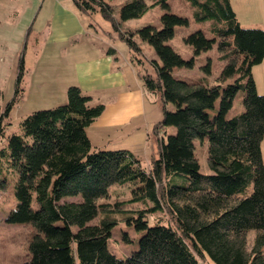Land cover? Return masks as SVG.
<instances>
[{"label":"trees","instance_id":"obj_1","mask_svg":"<svg viewBox=\"0 0 264 264\" xmlns=\"http://www.w3.org/2000/svg\"><path fill=\"white\" fill-rule=\"evenodd\" d=\"M188 1L195 22H211L213 37L202 30L183 37L192 51L185 59L169 41L189 20L167 11V0H152L166 10L159 27L123 31V22L147 12L146 0H126L117 17L109 0H72L80 13L99 12L111 23L132 54L131 65L140 66L145 95L162 103L148 135L160 138L158 157L147 168L127 149L91 144L86 129L104 105H93L78 86L67 88L64 104L28 114L9 135L6 120L19 85L0 109V192L12 198L4 221L31 229L23 264H264V95L252 76L264 59V29L241 27L230 0ZM135 38L154 51L151 73ZM214 44L223 62L218 76L208 79L209 58L205 78L175 76ZM239 91L243 110L227 118ZM197 145L205 147L208 173L200 170ZM114 185H128V199L112 200ZM120 223L140 234L132 257H116L109 248Z\"/></svg>","mask_w":264,"mask_h":264},{"label":"rangeland","instance_id":"obj_2","mask_svg":"<svg viewBox=\"0 0 264 264\" xmlns=\"http://www.w3.org/2000/svg\"><path fill=\"white\" fill-rule=\"evenodd\" d=\"M67 5L75 17L81 21L84 33L77 34L75 19L66 17L68 21V35L70 40L60 43H49L47 32L55 20L63 18L61 14H55L54 0H0V109L4 111L7 105L15 97L16 87L19 85L22 92L16 102L13 103L7 117L8 125L6 134L9 135L19 129L20 121L28 114L56 107L66 102V90L69 86H78L79 82L87 81L84 70H79L74 65V59L82 56L88 59L98 55H108L115 69L124 72L127 81L134 82L129 76L131 68L136 71L140 66H132V54L126 43L121 40L111 23L102 18L99 12L91 15L80 13L73 5L72 0H57ZM126 0H109L117 17V7ZM150 6L147 12L139 19H132L121 24V30L136 29L147 24L160 26V16L166 10L161 5H153L152 0H146ZM167 11L186 17L189 24L186 27H177L173 39L169 41L183 58L192 55L190 47L183 42V37L202 30L207 38H212L210 21L197 23L192 18L193 6L188 0H167ZM231 7L237 20L243 28L264 29V0H230ZM102 40V41H100ZM145 56L144 70L151 73L150 61L156 59L153 49L145 42L135 38ZM74 46V47H73ZM98 48L103 51L98 53ZM114 50L113 54L108 51ZM211 59V75L209 80L218 76L223 62L217 57L216 44L212 49L201 53L192 69H175L174 74L187 81L203 79L206 77L202 70L207 59ZM264 60V59H263ZM119 67V68H118ZM83 69V68H82ZM79 75L77 77V72ZM92 76V74H91ZM252 76L259 94L264 95V61L252 68ZM133 85V84H132ZM79 87V86H78ZM86 87V86H85ZM82 90V89H81ZM83 93L92 97V104L107 101L112 95V89L104 87L97 90L83 88ZM242 93L239 91L232 100V107L227 113V118L240 113L243 110L241 104ZM147 108H158L162 111V103L158 97L146 96ZM152 106V107H150ZM218 102L215 108L217 109ZM167 109H173L168 104ZM161 119V118H160ZM93 146L97 149H127L136 155L141 165L148 167L150 159L158 157L159 141L155 136H149L145 152L141 148L130 146L128 138H137L136 135H123L118 133L112 138L111 134H93L92 129H86ZM86 132V133H87ZM139 134L140 129L135 131ZM145 136V131H143ZM168 134L174 133L173 128L167 130ZM137 134V135H138ZM150 132H148V135ZM139 136V135H138ZM166 139V137H165ZM115 140H119L117 144ZM152 151V154H151ZM200 170L208 173L206 165L205 147L197 145ZM261 153L264 164V139L261 143ZM181 183V178L175 179ZM111 199H128V185H114L109 190ZM12 207V198L6 192H0V264H23L29 259L26 251V242L30 237L31 229L22 224H8L4 221L6 212ZM149 225L153 224V217H148ZM140 234L131 226L124 223L116 225L112 229V238L109 248L119 258L135 255ZM264 251V250H263ZM208 264H213L209 262Z\"/></svg>","mask_w":264,"mask_h":264},{"label":"crops","instance_id":"obj_3","mask_svg":"<svg viewBox=\"0 0 264 264\" xmlns=\"http://www.w3.org/2000/svg\"><path fill=\"white\" fill-rule=\"evenodd\" d=\"M54 1L56 10L55 14L59 13L63 15V18L60 20H55V23L51 24L52 27H49V32H47V39L49 43L57 44L70 40L67 30V16L73 20L75 19L74 22L77 27V34H83L84 27L81 21L75 17V13L70 11L67 5L57 0ZM100 50L101 52L103 51L102 49L98 48V53ZM74 62L75 67H77L79 70H84L87 78H89L88 82L83 81L84 83L79 82V78L77 79L79 84L78 86L82 90L83 88L87 89V87L92 88V90H97L104 87L112 89V95L109 97V99L102 102L104 105L103 113L87 129H92L93 134H111L112 138L117 137L118 135L115 134L118 133H122L123 135H136L137 138H128L130 141L128 142L129 145L132 147L135 146L137 148H141L143 152H145L149 139L148 132H150L152 126L160 120L161 112L158 108H149V106L147 108L145 92L141 86L137 72L131 68L129 76H132L134 82L132 83L127 81L124 78V72H122L121 69H115L110 57L104 54H97L90 59L82 56L81 58L74 59ZM76 75L78 77L79 71ZM139 129L140 132L138 134L135 131ZM143 131H145V136ZM87 136L92 144L88 132ZM159 139L160 138H157L158 141ZM115 141L116 144L119 142V140Z\"/></svg>","mask_w":264,"mask_h":264}]
</instances>
